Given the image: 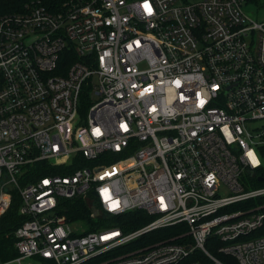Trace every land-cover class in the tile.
Listing matches in <instances>:
<instances>
[{
	"label": "built area",
	"instance_id": "1",
	"mask_svg": "<svg viewBox=\"0 0 264 264\" xmlns=\"http://www.w3.org/2000/svg\"><path fill=\"white\" fill-rule=\"evenodd\" d=\"M242 2L22 0L0 14V218L15 194L24 217L0 264H199L195 250L223 264L207 242L264 264V23ZM71 199L94 230L68 218ZM136 210L153 219L128 233L107 221Z\"/></svg>",
	"mask_w": 264,
	"mask_h": 264
},
{
	"label": "trees",
	"instance_id": "2",
	"mask_svg": "<svg viewBox=\"0 0 264 264\" xmlns=\"http://www.w3.org/2000/svg\"><path fill=\"white\" fill-rule=\"evenodd\" d=\"M1 1H4V0H0V4H2ZM5 1L11 2L9 0H5ZM10 6H12V8L5 9L1 5L0 14L7 10L11 11L14 9V5H10ZM45 174L46 173L44 171H40V172L35 171L32 173L30 177L33 180L34 178L44 176ZM64 202L67 203V205H69L67 216L68 218H70V220L72 219L87 220L89 221V224H90L89 230H94L96 228L98 223L91 220L90 209L82 199H71V200H66ZM18 203H19V200H18L17 195L15 194L13 195V199H12L10 207L5 212V214L0 218V254H1L2 259H6L7 257H13L16 255V251L13 248V244L15 241L14 231L17 229V227L22 223L24 219V217L18 213ZM152 219H153L152 217L145 215L139 210H136V211L125 213L121 216L111 217V218L109 217L107 221H110V223L114 224V226L119 227L121 230H123V232L128 233V232H131L135 229L142 227L143 225L150 222ZM182 230L183 228L181 226L170 227V228L163 229V230L162 229L156 230L149 234H146L139 240V242L133 243L132 246L140 242L141 243L148 242L151 244L159 239L177 235ZM182 241L184 240H180V239L175 240V242H182ZM206 245H207V249L209 250V252L213 256L218 258L220 262H222L223 264H237V262L233 258L229 256L225 257L217 253L215 248L211 247L210 242H207ZM124 248L125 247H122V250ZM9 250H10V256L5 255L6 253H8ZM122 250L120 249L117 252H120ZM117 252H114L113 254ZM187 260L189 262H198L199 264H214L203 252L199 250H195Z\"/></svg>",
	"mask_w": 264,
	"mask_h": 264
},
{
	"label": "rangeland",
	"instance_id": "3",
	"mask_svg": "<svg viewBox=\"0 0 264 264\" xmlns=\"http://www.w3.org/2000/svg\"><path fill=\"white\" fill-rule=\"evenodd\" d=\"M2 4H0V6L2 5V7H4L5 9H9V8H12L11 3L12 5H14V9L13 10H20L21 9V4H22V0H13L11 2H7V1H1ZM17 2V3H16ZM16 5V6H15ZM242 9L244 10V12L246 13V15H248L253 21L257 22V23H264V10L262 7L260 6H256L255 4H253L252 2H246L245 0L242 2ZM11 10V11H13ZM10 10H7L5 12H8ZM92 98H94L92 96ZM261 165H262V168L264 170V158L261 160ZM263 184H260L258 185V187L262 186ZM257 186V185H256ZM249 204L252 203V204H255V201L254 200H251L250 202H248ZM80 224L79 226L81 228H84V229H89V221L87 220H79V223ZM167 229V228H165ZM163 230V229H162ZM176 235L174 236H170V237H165L163 239L165 240H169V239H173ZM162 239H159L157 241H161ZM175 240L177 239H174V242ZM156 242V241H155ZM136 246V245H134ZM128 249V248H126ZM5 255L7 256H10V250L8 251V253H6ZM113 255V254H112ZM213 256V255H212ZM225 256V255H223ZM215 259L219 260L218 258H216L215 256H213ZM227 257V256H225ZM209 258V257H208ZM214 264H217L213 259L209 258ZM220 261V260H219Z\"/></svg>",
	"mask_w": 264,
	"mask_h": 264
},
{
	"label": "crops",
	"instance_id": "4",
	"mask_svg": "<svg viewBox=\"0 0 264 264\" xmlns=\"http://www.w3.org/2000/svg\"><path fill=\"white\" fill-rule=\"evenodd\" d=\"M244 1V0H243ZM246 2H252L256 6H260L264 10V0H245Z\"/></svg>",
	"mask_w": 264,
	"mask_h": 264
},
{
	"label": "snow or ice",
	"instance_id": "5",
	"mask_svg": "<svg viewBox=\"0 0 264 264\" xmlns=\"http://www.w3.org/2000/svg\"><path fill=\"white\" fill-rule=\"evenodd\" d=\"M145 9L150 13L151 12V8L150 6L147 4V2L145 3ZM201 104H203V101L200 102ZM44 183H48V181H44Z\"/></svg>",
	"mask_w": 264,
	"mask_h": 264
},
{
	"label": "water",
	"instance_id": "6",
	"mask_svg": "<svg viewBox=\"0 0 264 264\" xmlns=\"http://www.w3.org/2000/svg\"><path fill=\"white\" fill-rule=\"evenodd\" d=\"M259 180H262V178H261V179H259ZM93 213H94V215H96V212H95V211H94Z\"/></svg>",
	"mask_w": 264,
	"mask_h": 264
}]
</instances>
